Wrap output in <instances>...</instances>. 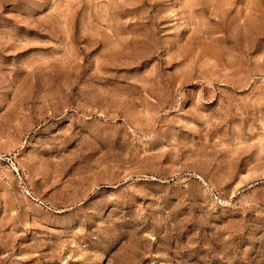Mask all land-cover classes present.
Here are the masks:
<instances>
[{
    "label": "rangeland",
    "instance_id": "rangeland-1",
    "mask_svg": "<svg viewBox=\"0 0 264 264\" xmlns=\"http://www.w3.org/2000/svg\"><path fill=\"white\" fill-rule=\"evenodd\" d=\"M0 264H264V0H0Z\"/></svg>",
    "mask_w": 264,
    "mask_h": 264
}]
</instances>
